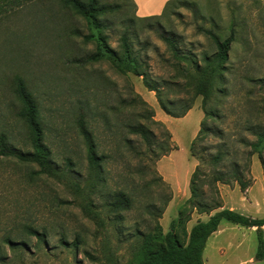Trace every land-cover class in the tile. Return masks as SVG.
Returning <instances> with one entry per match:
<instances>
[{
  "label": "rangeland",
  "instance_id": "1",
  "mask_svg": "<svg viewBox=\"0 0 264 264\" xmlns=\"http://www.w3.org/2000/svg\"><path fill=\"white\" fill-rule=\"evenodd\" d=\"M3 7L0 4V136L16 149L31 150L29 131L18 117L22 104L16 88L21 81L38 106L51 165L58 173L47 175L36 165L0 157V264H129L145 248L147 237L165 235L172 221L178 242L185 243L192 226L209 218L187 204L192 173L198 166L207 174L212 169L207 158L201 165L199 157L214 155L227 143L240 152L243 167L249 148L239 140L255 141L243 131L249 94L260 104L256 120L264 123V0H196L149 26L135 19L130 5L111 14L105 32L108 46L118 50L120 34L129 28L144 79L120 75L106 61L84 64L96 45L86 38L85 21L60 0H33L9 12ZM233 25L237 36L227 71L217 84L219 92L206 105L216 115L206 117L202 97H193L179 73L188 66L177 64L162 37H175L183 53L200 58L215 48L199 29L226 38ZM146 81L157 92L149 91ZM124 100L136 104L122 108ZM162 104L174 114L192 106L185 116L172 118ZM79 118L92 135L98 157L110 155L102 174L88 163ZM126 123L150 128L151 151L139 137L124 132ZM202 125L223 134H210L192 153ZM162 144L166 152L161 156ZM249 166L246 178L251 185L246 190L236 183L218 184L215 198L222 209L264 218L258 155ZM205 191L209 200L211 194ZM119 192L134 203L115 213L109 204ZM28 227L43 233L44 242ZM7 240L23 246L13 249ZM256 250L255 229L223 221L203 261L264 264L254 260Z\"/></svg>",
  "mask_w": 264,
  "mask_h": 264
},
{
  "label": "trees",
  "instance_id": "2",
  "mask_svg": "<svg viewBox=\"0 0 264 264\" xmlns=\"http://www.w3.org/2000/svg\"><path fill=\"white\" fill-rule=\"evenodd\" d=\"M32 1L0 0V4L3 3V8L6 10L3 12H9ZM60 2L65 9L72 11L85 21L89 31L86 38L89 41H93L96 45L95 53L88 56L84 60V64L106 61L120 75L131 73L139 78H145L140 55L135 52L131 42L133 38L132 31L128 28L120 34L119 47L116 51L108 46V37L105 34L108 28L107 17L119 12L123 9L122 7L126 8L130 5L135 9V5L131 0H113L112 3L100 2L99 0H60ZM193 2L195 0H170L165 5L163 13L160 16L148 18L135 17V19L143 25L149 22V24H145L149 26L151 21H155L159 25V22H157L159 18L172 13L178 7ZM235 29L234 25L231 26L228 36L222 38L213 30L200 28L199 31L211 40L215 48L212 54L202 53L200 58L190 53H183L175 37H162L177 64L184 63L188 66L189 70L181 69L179 73L181 76H185L187 84L190 86L187 88H191L193 97L195 99L202 97V110L206 117H214L216 115L213 111H208L206 105L208 100L219 92L217 84L223 80L224 73L228 68L227 64L232 45L236 42L237 33ZM145 83L149 91L157 92L150 83L147 81ZM16 95L22 104L18 117L25 123L29 131L31 150L25 152L16 149V147L8 142L6 137L0 136V157L12 158L21 164L36 165L40 168L41 173L56 176L58 172L51 165L53 161L50 158V151L45 144L44 129L38 106L21 81L18 82ZM247 100L246 105L249 110V117L243 124V131L253 136L255 141H246L244 137H241L239 140L241 144L249 148L243 167L239 164L240 152L237 149L228 147V144L225 143L218 153L214 155L205 154L199 157L201 165L206 163V158L208 159L207 164L212 168L210 174L205 173L198 166L190 177V199H188L187 204L201 214L209 215V218L206 221H199L193 225L188 232L186 242L183 244L177 240L175 235L176 222L172 221L170 229L165 235L159 233L153 237H147V240L144 241L145 248L139 253L136 260L129 264H205L203 254L207 242L218 231L223 221L245 229H255L257 250L254 260H264V218H250L234 210L222 209L218 199L215 198L216 195L218 196V184L231 185L232 183H236L242 190H246L251 185L250 180L246 178V171L249 173L250 160L254 155H258L264 174V123L258 119L256 120L261 114L260 104L252 99L250 94L247 96ZM135 104L132 100H124L122 101V108L132 107ZM191 106L192 104L185 107L184 111L180 114L170 112L163 104L161 108L166 115L172 118H181L191 110ZM77 126L86 146L87 160L90 167L98 171L101 169L102 174V166L106 163L105 160L110 158V155L101 153V157H98L92 135L82 118L77 120ZM124 132L128 135L139 137L147 150L151 151L153 147L152 132L148 126L142 123H126L124 125ZM212 133L218 136L223 134L219 130L214 131V129L202 125L197 137L193 141L191 152L194 153L196 145L202 144ZM125 142L131 150H134L128 139ZM161 146L160 155L162 156L166 152V146L164 144ZM205 189L209 190L211 194L209 200V197L206 198ZM133 203L134 200L130 195L119 192L114 196L109 207L116 213L117 211L128 210ZM28 230L39 243L44 242L45 235L43 233L40 234L33 227H28ZM153 242L155 245L151 244ZM7 243L13 249L23 246L11 240H7Z\"/></svg>",
  "mask_w": 264,
  "mask_h": 264
},
{
  "label": "crops",
  "instance_id": "3",
  "mask_svg": "<svg viewBox=\"0 0 264 264\" xmlns=\"http://www.w3.org/2000/svg\"><path fill=\"white\" fill-rule=\"evenodd\" d=\"M131 1L135 5V16L138 18H148V17L160 16L163 13L165 5L170 0H131ZM219 228L218 231L215 234H213V236H215L219 232ZM212 237L208 240L207 246L209 241L212 240Z\"/></svg>",
  "mask_w": 264,
  "mask_h": 264
}]
</instances>
